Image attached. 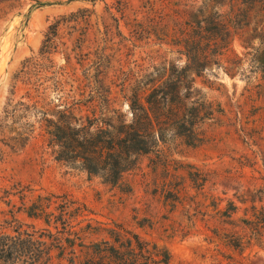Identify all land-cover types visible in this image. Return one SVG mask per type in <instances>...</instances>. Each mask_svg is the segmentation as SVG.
Wrapping results in <instances>:
<instances>
[{"label":"rangeland","instance_id":"obj_1","mask_svg":"<svg viewBox=\"0 0 264 264\" xmlns=\"http://www.w3.org/2000/svg\"><path fill=\"white\" fill-rule=\"evenodd\" d=\"M39 1L0 6V115L23 62L36 57L35 85L21 78L15 101L38 86L49 118L80 100L83 112L77 114L92 115L86 101L109 89L106 119L131 122L132 89L144 100L150 85L143 84L151 73L162 82L181 72L199 26L225 25L230 34L217 45L219 64L198 76L190 72L192 99L213 113L195 138L169 132L113 184L56 161L38 128L24 149L7 150L0 162V224L14 215L41 228L44 219L31 218L24 209L38 195L66 194L88 207L87 215L72 219L70 237L81 244L77 264L94 256V243L114 242L109 229L115 225L137 234L151 249L166 250L171 264H264V227L257 234L252 229L264 213V0ZM55 22L52 64L42 59L40 48ZM214 33L219 29L204 31L205 37ZM201 45L206 47V38ZM215 46L211 43L209 50ZM8 125L19 130L22 124ZM5 189L24 190L25 198L17 192L3 197ZM230 239L241 241L242 249L232 247ZM147 261L140 258V264Z\"/></svg>","mask_w":264,"mask_h":264},{"label":"trees","instance_id":"obj_2","mask_svg":"<svg viewBox=\"0 0 264 264\" xmlns=\"http://www.w3.org/2000/svg\"><path fill=\"white\" fill-rule=\"evenodd\" d=\"M19 1L21 0H0V6L11 7ZM35 1L40 3L39 0ZM88 1L95 3L97 0ZM215 26L213 29L199 26L200 30L192 37L194 40L188 41L191 50L187 53L188 63L181 72L174 73L175 75L162 82V76L156 80L155 74L151 73L148 82L143 84L150 85L144 100L136 87L132 89L130 109L133 111V119L128 123L120 116L117 123L106 119L105 114L110 110L111 102L109 89L106 95L92 93L86 101L90 103L88 108H92V115H78L83 112L84 106L80 100L72 105L64 104L62 110L54 113V118H49L47 105L40 106L46 97H41L38 86L27 89L15 101L17 82L21 78L24 83L35 85L31 80L35 74L33 71L40 62L36 57L27 58L15 76L16 83L11 97L7 99L0 115V162L7 150L24 149L39 128L44 131V141L56 161L79 168L90 175H101L105 181L116 184L136 164L140 154L149 153L159 142H164L169 132L195 138L196 129L206 119L212 118L213 113L207 111L203 104H197L198 100L192 99L194 78L190 72L194 70L198 76L206 67L219 64L218 57L221 53L217 45L225 41L230 31L225 25L221 27L216 23ZM57 27L58 22L49 26L40 48L42 59L52 64L54 62L51 55L57 49ZM216 29H219V33H214L213 37H205V30L210 32ZM203 38H206V47L201 45ZM211 43L216 46L209 50ZM56 85L58 88L59 82ZM33 89L38 92L37 95L33 94ZM46 90L47 88L43 94ZM77 103L80 105L77 106ZM9 122L22 125H19V130H14L8 125ZM16 192L21 194L22 200L25 198L24 190ZM16 192L5 189L3 197L16 195ZM10 203L11 200L8 201ZM87 208L84 203H78L66 194L38 195V199L24 211L31 218L44 219L45 226L37 228L33 224L21 223L14 215L12 220L5 221L6 225L0 224V264H77L76 246L81 244L70 237L74 234L72 219L87 215L84 214L88 211ZM253 223L252 229L257 234L264 227V213H260ZM109 233L114 242L103 240L94 243V256L87 260V264H140L141 257L149 260L145 264H171L166 250L157 245L151 249L148 243L122 225H115L113 229H109ZM12 234L14 235L11 236ZM37 235L39 238L48 237L49 241L38 239ZM118 244L119 247L116 246ZM229 244L242 249V242L238 239H230ZM120 246L125 247L126 251L121 252Z\"/></svg>","mask_w":264,"mask_h":264}]
</instances>
